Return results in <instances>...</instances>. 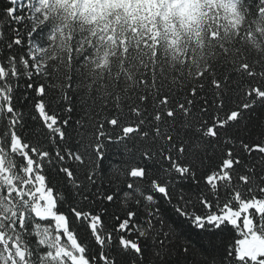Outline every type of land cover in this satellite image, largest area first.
Masks as SVG:
<instances>
[{
    "label": "trees",
    "instance_id": "obj_1",
    "mask_svg": "<svg viewBox=\"0 0 264 264\" xmlns=\"http://www.w3.org/2000/svg\"><path fill=\"white\" fill-rule=\"evenodd\" d=\"M248 223L264 0H0V264H260Z\"/></svg>",
    "mask_w": 264,
    "mask_h": 264
},
{
    "label": "rangeland",
    "instance_id": "obj_2",
    "mask_svg": "<svg viewBox=\"0 0 264 264\" xmlns=\"http://www.w3.org/2000/svg\"><path fill=\"white\" fill-rule=\"evenodd\" d=\"M49 199V197H48ZM248 228V237L250 234L251 239L243 242L244 253L255 257H259L263 254L261 258H259L260 264H264V231L263 232H255L251 230L250 223L247 224ZM247 237V238H248ZM261 242V243H260ZM255 246V250L250 252V248Z\"/></svg>",
    "mask_w": 264,
    "mask_h": 264
},
{
    "label": "water",
    "instance_id": "obj_3",
    "mask_svg": "<svg viewBox=\"0 0 264 264\" xmlns=\"http://www.w3.org/2000/svg\"><path fill=\"white\" fill-rule=\"evenodd\" d=\"M141 172H142L141 170H137V171H136V173H137L138 175H140ZM14 247L17 249V254H18L19 258L22 259V260H24V259L26 258V249H25L23 246H21V245L19 244V242H17V241L14 242ZM75 260H76V262H77L78 264H85V263L82 261V259H80L79 257L75 258Z\"/></svg>",
    "mask_w": 264,
    "mask_h": 264
}]
</instances>
